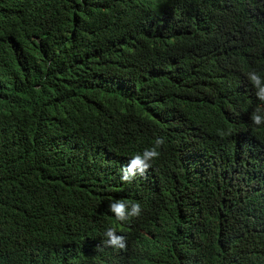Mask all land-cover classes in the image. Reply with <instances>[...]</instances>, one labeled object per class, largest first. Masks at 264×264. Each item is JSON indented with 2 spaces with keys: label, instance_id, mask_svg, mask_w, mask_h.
Returning a JSON list of instances; mask_svg holds the SVG:
<instances>
[{
  "label": "trees",
  "instance_id": "obj_1",
  "mask_svg": "<svg viewBox=\"0 0 264 264\" xmlns=\"http://www.w3.org/2000/svg\"><path fill=\"white\" fill-rule=\"evenodd\" d=\"M113 2L0 0V20L13 31L0 45V264H264L262 194L245 192L233 173L201 184L139 179L150 227L134 232L136 246H107L105 230L114 228L109 203L129 198L131 184L121 181L118 168L100 166L112 162L104 154L117 162L144 148L160 128L152 119L138 122L145 102L159 106L165 121L205 114L226 135L228 121L246 103L248 112L241 91L255 98L250 116L264 115V101L248 79L251 71L264 75L258 45L264 43V0L217 2L231 12L229 21L209 24L178 58L177 51L154 50L158 39L170 41L166 28L150 34L149 53L130 57L140 84V99L131 106L117 102L102 71L126 41ZM180 14L185 22L188 15ZM235 38L257 48L252 68L239 48L230 50L236 60L226 57ZM61 94H75L84 123L75 122L72 139L71 126L53 108ZM249 134L264 146L263 129ZM224 167L236 170L229 159Z\"/></svg>",
  "mask_w": 264,
  "mask_h": 264
},
{
  "label": "clouds",
  "instance_id": "obj_2",
  "mask_svg": "<svg viewBox=\"0 0 264 264\" xmlns=\"http://www.w3.org/2000/svg\"><path fill=\"white\" fill-rule=\"evenodd\" d=\"M113 9L116 22L125 31V44L120 46L119 52L112 54L102 66L105 82L108 88L115 90L118 103L131 106L139 97V85L134 80V68L130 61L133 55L145 56L149 53V35L158 33L166 28L170 33V41L158 39L156 44L161 50L177 51L174 55L178 58L179 52L184 54L187 44L198 38L200 34L209 31V24L216 20L228 22L231 12L221 9L220 0H113ZM218 2V3H217ZM181 5V6H180ZM185 6V11L182 9ZM215 8L218 11L214 10ZM188 15L183 22L181 14ZM154 15V16H153ZM170 19H178L181 25L174 26L178 22L170 24ZM150 28L152 33H143L135 27ZM160 25V26H159ZM161 25H166L161 27ZM174 26V27H169ZM13 33L11 27L0 20V45L8 42ZM162 41V42H161ZM248 41L235 40L228 44L229 50L225 52L230 61L236 60L231 53L234 47L241 50L240 56L245 58L252 68L257 48L247 43ZM163 43V44H162ZM164 45V46H163ZM258 45L264 49V43ZM190 56L186 53L184 60ZM243 60L244 59H240ZM246 65V61H244ZM161 71V70H160ZM156 74L159 70H156ZM248 79L256 89V96L264 101V75L256 71L248 73ZM249 99L244 113L237 118L231 119L226 125L229 128L227 135L225 129L217 130L212 125L210 117L196 113L184 117H172L163 120L164 111L159 106H153L145 102L141 112L136 116L138 122L144 119H152L160 124V128L153 133L150 142L142 149L122 156L121 160L115 161L110 154H104L108 159L102 160L100 166L105 168H118L121 172L120 179L124 183L131 184V195L125 200H113L109 203L108 210L113 214L114 228L108 227L104 235L107 237L104 243L107 246L125 249L136 246L131 237L140 229L141 225L150 227L146 222L151 219L150 209L144 204L146 191L140 190L139 179L148 176L169 177V180L178 184L180 180H195L201 184L205 180L216 177L223 173L226 175L236 174L237 184L241 185L245 192L258 189L262 194L264 204V146L261 139L254 142L249 134V128L264 130V115L255 114L250 116L251 107L255 98L248 90L241 91ZM75 94L64 96L56 100L53 108L57 111L59 119L71 126V139L76 134V121L82 118L78 114ZM92 110V116L97 117ZM80 118V119H79ZM61 123V122H60ZM63 127L64 125L61 124ZM229 159L236 164V170L228 171L224 162ZM232 167V166H231ZM247 170L246 172L244 170ZM262 181L263 185L261 182ZM258 181V182H257ZM148 194V193H147ZM147 213V215H146ZM146 216V217H145ZM259 227L263 224L256 220ZM142 233L144 231L140 230Z\"/></svg>",
  "mask_w": 264,
  "mask_h": 264
}]
</instances>
